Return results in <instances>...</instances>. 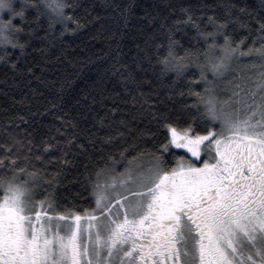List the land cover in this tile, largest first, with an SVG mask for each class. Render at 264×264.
I'll return each instance as SVG.
<instances>
[{
	"label": "snow or ice",
	"instance_id": "6c2138e0",
	"mask_svg": "<svg viewBox=\"0 0 264 264\" xmlns=\"http://www.w3.org/2000/svg\"><path fill=\"white\" fill-rule=\"evenodd\" d=\"M0 264H264V0H0Z\"/></svg>",
	"mask_w": 264,
	"mask_h": 264
},
{
	"label": "trees",
	"instance_id": "16d2710c",
	"mask_svg": "<svg viewBox=\"0 0 264 264\" xmlns=\"http://www.w3.org/2000/svg\"><path fill=\"white\" fill-rule=\"evenodd\" d=\"M101 2H102V0H101ZM190 2L195 4V5H199L200 3H203L204 0H190ZM208 2L212 3L213 0H208ZM143 3L145 5H147V4L151 3V0H143ZM248 3L251 5L258 6L259 0H248ZM209 14H211V12H209ZM72 39L73 38L69 37L70 42H72ZM82 41H87L90 45H93L97 48L99 47L98 41L88 40V37L85 35L79 36L78 38L75 39L74 42H75V44H81ZM81 46H83V45H81ZM242 62L247 63L248 61L245 60ZM242 65H244V64H242ZM209 79H211L210 76H209ZM222 84L223 83H221L220 86H222ZM195 90L202 92L203 87L202 86L197 87ZM192 102H193V99L189 98L188 103L191 104ZM192 115H196L195 110H193ZM201 127H203V125H201ZM142 147H144V146L142 145ZM147 147L150 148L151 145H148ZM177 152H178V154H181V155L183 154V152L180 150H177ZM148 160H149L148 156H144L142 158V161L145 164L148 163ZM122 170H123L122 166H118L117 171H122ZM78 172H83V165L82 164H81L79 169L71 168L69 170V174L67 176V179L64 182V185L59 188V194L62 195L63 197L67 198V203H73V204H77V205L82 204L83 206L87 207L92 202V200H91V196H92L91 189L85 188V186L83 184V178L82 177L80 178L79 181L74 179V177H76L78 175Z\"/></svg>",
	"mask_w": 264,
	"mask_h": 264
},
{
	"label": "rangeland",
	"instance_id": "374dc122",
	"mask_svg": "<svg viewBox=\"0 0 264 264\" xmlns=\"http://www.w3.org/2000/svg\"><path fill=\"white\" fill-rule=\"evenodd\" d=\"M244 64V65H242ZM248 64V62L243 63L241 62V65L239 66V69L237 70V75H243V74H252L255 71H257V69L252 68L251 66L245 67V65ZM210 78L212 79L211 73H209ZM234 78L232 76H227L225 81L222 82V86H220L219 89V95L221 96V99H226L227 96L230 95V92L227 91V89L225 88V84L228 81L233 80Z\"/></svg>",
	"mask_w": 264,
	"mask_h": 264
}]
</instances>
